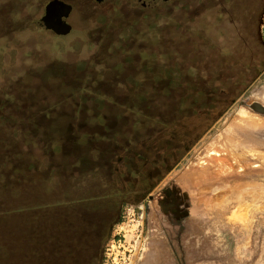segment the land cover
<instances>
[{"label": "rangeland", "instance_id": "rangeland-1", "mask_svg": "<svg viewBox=\"0 0 264 264\" xmlns=\"http://www.w3.org/2000/svg\"><path fill=\"white\" fill-rule=\"evenodd\" d=\"M49 1L32 0L33 13L40 15L43 5ZM59 1L69 5L63 20L71 31L66 37L58 38L63 40V47L73 59L69 68L77 76L101 73L105 80L96 85H109L107 79L114 73L125 79L119 78L120 83L112 84L128 85V35L134 37L143 24L148 26L154 22L160 44L165 47L181 38V29L175 24L186 23L195 29H203L204 33L200 32L218 45L216 48L227 45L228 52L237 39L222 26L235 20L243 29L248 49H261L264 56V16L260 24H255L256 16H247L241 9L245 7L244 2L233 7V0ZM30 31L39 38L51 35L34 28ZM258 37L262 42L257 40ZM253 38L263 47L258 49ZM64 39H68L66 44ZM226 57L235 67V55ZM78 58L84 59L81 68L74 64ZM92 58H95L94 64L88 62ZM259 97H264V67L181 161L155 185L148 194L150 198L147 195L136 204L116 197L108 198L99 209L90 211L89 251L72 212L80 209L77 204L48 207L45 210L49 213L47 220L31 219L30 212L20 210L30 207V198L41 197L31 195L30 191L35 193L44 188L51 199H58L64 193V177L54 183L48 182L45 187H38L39 184L33 187L24 177L28 175L29 160L39 152L33 142L43 136L36 127L51 128L56 134L63 135L71 123L78 124L84 118L91 121L103 109H87L88 101H0V264H31L34 258L68 264H264V201H257L261 191L253 185L244 189L242 179L238 186L235 171L214 170L211 180V176L206 175L210 172L204 166L211 150V139L217 135L219 138L232 117L243 121L258 116L249 105ZM34 98L42 96L34 91ZM67 153L70 151L62 149L51 157L62 161L63 168H67ZM107 213L112 214V220L106 238L101 242L99 236L95 238L94 225L98 215ZM30 226L38 229L48 226L49 231L45 234L46 231L41 229V233L33 235V242L28 231ZM50 238L67 242L64 244H69L68 250L49 249Z\"/></svg>", "mask_w": 264, "mask_h": 264}, {"label": "trees", "instance_id": "trees-1", "mask_svg": "<svg viewBox=\"0 0 264 264\" xmlns=\"http://www.w3.org/2000/svg\"><path fill=\"white\" fill-rule=\"evenodd\" d=\"M46 4L36 16L32 0H0V101H88L87 109H103L91 121L71 123L58 142L61 150L70 151L68 178L63 195L48 196L43 203L79 206L72 212L89 251L90 211L108 198L143 200L261 73L263 45L253 38L261 53L250 51L235 20L222 26L237 39L229 53L227 45L216 48L203 29L186 23L175 24L181 38L165 47L155 22L143 24L134 37L128 35V85L112 84L125 77L119 73L110 75L109 85H96L105 80L101 73L77 76L69 68L73 59L58 38L71 28L59 32L36 23ZM32 28L51 35L34 37ZM226 53L237 58L235 67ZM74 64L81 68L84 59ZM34 91L42 98H34ZM111 220V213L98 215L94 235L101 242ZM48 243L49 249L62 251L67 242L50 238Z\"/></svg>", "mask_w": 264, "mask_h": 264}, {"label": "crops", "instance_id": "crops-1", "mask_svg": "<svg viewBox=\"0 0 264 264\" xmlns=\"http://www.w3.org/2000/svg\"><path fill=\"white\" fill-rule=\"evenodd\" d=\"M258 92V91H257ZM256 94V93H255ZM257 103L264 106V97L255 100ZM54 103V102H47ZM243 107H248V105L243 104ZM258 116H253L248 120L239 121L232 117L228 124L223 127L222 132L211 139L210 141V152L205 159L206 175H210V179L213 180L214 170L220 169L222 172L235 171L236 176L239 178L237 180L238 186H240L239 181H243L244 189L253 185V187H258L260 194L257 197L258 202H263L262 196L264 195V113L257 112ZM36 131L43 134L41 137H37L34 140V144L37 146V152L33 155L32 159L29 160L27 165L28 175L24 176L30 185L33 187H45V185L51 181L61 180L67 178L68 170L63 168L62 161L56 160L51 157L52 154H56L61 149L57 146L60 143L62 136L67 133L56 134L51 128H40L36 127ZM47 134V135H45ZM220 143V144H219ZM56 145V146H54ZM36 155V156H35ZM25 168V167H24ZM23 168V171L25 172ZM215 179V178H214ZM253 183H249V181ZM208 177L206 178V182ZM212 184V183H211ZM38 193V194H37ZM31 195H39L40 198H30V204L26 209H21L22 212H30L29 218L38 219L43 218L48 219V212L45 210L50 206H45L43 203L47 201L48 196H51L48 190L44 188L40 189L39 192L30 191ZM263 194L262 196H260ZM35 195V196H36ZM256 197V196H254ZM251 201V199H249ZM41 229L49 231V227L36 226L29 227L30 240L34 242L33 235L37 236ZM44 233V232H43ZM33 242L31 243L33 245ZM69 244L61 248V250H68ZM53 257H57L54 255ZM78 257V256H74ZM31 264H68L60 262H48L47 258H34ZM46 259V260H45Z\"/></svg>", "mask_w": 264, "mask_h": 264}, {"label": "flooded vegetation", "instance_id": "flooded-vegetation-1", "mask_svg": "<svg viewBox=\"0 0 264 264\" xmlns=\"http://www.w3.org/2000/svg\"><path fill=\"white\" fill-rule=\"evenodd\" d=\"M245 3L244 9L241 7L243 12L246 13L247 16L255 15L254 18L255 24H260L261 18L264 16V0H233V7L238 3ZM239 7V6H238ZM64 12H66V9L63 8L60 4L53 7L51 10L52 16H51V24H57L59 27H62V22H64ZM45 15H42V17ZM66 15V14H65ZM65 23V22H64Z\"/></svg>", "mask_w": 264, "mask_h": 264}, {"label": "water", "instance_id": "water-1", "mask_svg": "<svg viewBox=\"0 0 264 264\" xmlns=\"http://www.w3.org/2000/svg\"><path fill=\"white\" fill-rule=\"evenodd\" d=\"M58 4H60L63 8L66 9V12L67 10L69 9V5L63 3V2H60L59 0H50L46 5H45V15L36 20V23L39 24V25H43V26H50L52 27L53 29H55L56 31H59V32H65L67 31L69 25L62 22V27H59L57 24H54L52 23L51 24V16H52V13H51V10L53 9V7L57 6ZM66 12H64L63 14L65 15ZM259 42H262V40L260 39V37H258L257 39ZM253 110H255L256 112H260V113H264V106H262L261 104L257 103V102H252L250 105H249ZM148 198H150V196L148 195Z\"/></svg>", "mask_w": 264, "mask_h": 264}]
</instances>
